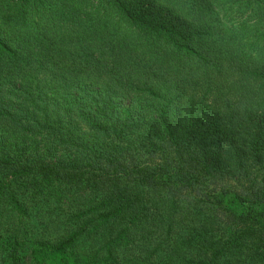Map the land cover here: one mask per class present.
<instances>
[{
	"label": "trees",
	"instance_id": "trees-1",
	"mask_svg": "<svg viewBox=\"0 0 264 264\" xmlns=\"http://www.w3.org/2000/svg\"><path fill=\"white\" fill-rule=\"evenodd\" d=\"M0 264H264V0H0Z\"/></svg>",
	"mask_w": 264,
	"mask_h": 264
}]
</instances>
